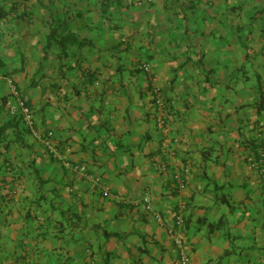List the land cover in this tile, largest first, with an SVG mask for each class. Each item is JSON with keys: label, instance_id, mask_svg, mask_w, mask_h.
<instances>
[{"label": "crops", "instance_id": "obj_1", "mask_svg": "<svg viewBox=\"0 0 264 264\" xmlns=\"http://www.w3.org/2000/svg\"><path fill=\"white\" fill-rule=\"evenodd\" d=\"M13 87L0 264H264V0H0V127Z\"/></svg>", "mask_w": 264, "mask_h": 264}, {"label": "built area", "instance_id": "obj_2", "mask_svg": "<svg viewBox=\"0 0 264 264\" xmlns=\"http://www.w3.org/2000/svg\"><path fill=\"white\" fill-rule=\"evenodd\" d=\"M147 1H151V0H147ZM144 71H149L148 66L144 65L143 66ZM13 93L15 95L16 92L15 90H13ZM156 93V101L155 104L157 105V107L159 109L163 108V99L159 93L158 90H155ZM18 108L20 110H18V112L20 113L21 117L23 118L24 122L26 123H31V119H32V111L26 107L24 105V103L21 100H18ZM47 136L48 137H52L53 133L52 132H47ZM248 163L250 165V167L254 170H256L258 172V179H259V183H260V187L261 190L263 192V200H264V149L261 148L256 157H252L248 159ZM73 169L75 171H78L80 173H85L87 171V167L86 165H77L74 166ZM189 173V167H184L182 169V174L187 175ZM174 178L179 182L180 185V190H184L186 188L184 182L181 180L180 178V173H176L174 175ZM93 182L100 188L101 192L103 193V195H108L110 193L109 187L103 185L102 180L100 177H94L93 178ZM143 203H148L149 202V198L148 197H144L142 199ZM134 204H136V202H134ZM186 206L185 204H181L178 208V211L176 213H174V221H175V225L181 230L184 226V221L182 218V212L185 210ZM264 213V210H263ZM155 219L157 221H160L159 216H156ZM175 244L177 245L178 249H179V264H190L189 261V257L187 255V252L184 248V245L182 243V240L180 238H176L175 239Z\"/></svg>", "mask_w": 264, "mask_h": 264}, {"label": "trees", "instance_id": "obj_3", "mask_svg": "<svg viewBox=\"0 0 264 264\" xmlns=\"http://www.w3.org/2000/svg\"><path fill=\"white\" fill-rule=\"evenodd\" d=\"M148 2H150V1H148ZM13 90H15L17 95H15L13 93V91H12V95L16 96L17 100H21L24 103V105L31 110V107H30L29 102L26 99V97L24 95H22L20 92L18 93V91H16V88L13 87ZM259 92H260V94L262 93L261 88H259ZM162 99H163V107H166V105H165L166 102H165L163 97H162ZM155 101H156V99L154 100V103H155ZM155 106H157V105L155 104ZM262 109H263V105L260 102V104L258 105V111H261ZM18 110H20V109L18 108ZM20 121H22L21 115L20 116L18 115V117L12 118L6 125L0 127V143H4V144L9 143L10 141H8V137L10 135L8 134V131H12L13 137H14V142L17 143L21 148L27 147V145L23 139V136H22V134H24V131H22V130L20 131L18 129ZM35 176H36L35 177L36 180L38 181V184H41L42 180L39 178L37 171L35 172ZM60 211H61L63 216H66V217L68 216V217H71V219H74L75 222H73L71 224L72 229L73 228L76 229L77 227H79L80 218L77 215H74L75 216V218H74V217H72V214L69 213V211H64V210H60ZM222 224H223V221H220L215 225L209 224L208 228L210 229V231H212V230L220 228L222 226ZM105 235H106V233H105Z\"/></svg>", "mask_w": 264, "mask_h": 264}, {"label": "rangeland", "instance_id": "obj_4", "mask_svg": "<svg viewBox=\"0 0 264 264\" xmlns=\"http://www.w3.org/2000/svg\"><path fill=\"white\" fill-rule=\"evenodd\" d=\"M18 62V61H17ZM18 63H20V62H18Z\"/></svg>", "mask_w": 264, "mask_h": 264}]
</instances>
